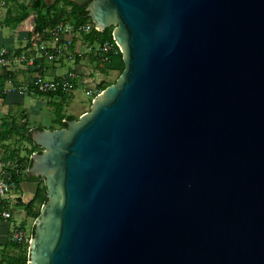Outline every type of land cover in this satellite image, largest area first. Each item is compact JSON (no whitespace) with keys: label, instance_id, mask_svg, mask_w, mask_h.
<instances>
[{"label":"water","instance_id":"1","mask_svg":"<svg viewBox=\"0 0 264 264\" xmlns=\"http://www.w3.org/2000/svg\"><path fill=\"white\" fill-rule=\"evenodd\" d=\"M67 1L124 69L30 133L27 264H264V0Z\"/></svg>","mask_w":264,"mask_h":264},{"label":"crops","instance_id":"2","mask_svg":"<svg viewBox=\"0 0 264 264\" xmlns=\"http://www.w3.org/2000/svg\"><path fill=\"white\" fill-rule=\"evenodd\" d=\"M14 1L15 0H4L5 6H8L5 7L0 5V49L6 48L10 52L14 51L17 55H37V57H39L38 61L42 64V70L35 71L29 67L12 63L7 70L0 68V77L5 74L7 78L10 77L13 80L15 86L23 87L29 84L36 74L47 80H54L65 76L69 71H73L79 76V83L75 91L81 89L84 91L85 96H87L86 91L88 89L93 90L97 75H101L94 61L91 60L90 57L75 60L59 59L54 62L48 61L45 58V52L39 50V48L45 44L44 41L41 42V44L36 42L30 43L29 41V37L34 29L35 14H32L27 9H23L24 7H15L11 9L9 5L15 4L12 3ZM28 1L30 2L31 0ZM20 2L22 1L19 0V3ZM26 11L28 13L27 17L22 22L15 25V19L19 18ZM47 36V33L42 34V37ZM82 48L81 44H76V50H83ZM7 88L8 85L5 82L3 90ZM73 93L74 91L64 94V96L50 97L38 94L21 96L14 92L0 93V169L2 164L5 163L6 160H9L8 155L17 150V144L14 143L13 137H19V135L22 134L21 129L23 126L29 131H32V129H58L55 124L56 108H61L62 114L66 116L74 117V115H72L73 111L80 116L85 113V107H78L75 110H71L72 107H56L63 102L62 99L65 96L71 97ZM34 98H37L36 102H38V100H44L49 107H43L44 110H41L37 114L35 110L36 107H26V101L33 102ZM30 111L33 114L36 113L35 115L38 118L44 113H49L51 116L53 115V118L51 117V124L46 127H43L41 124L29 126L28 116L31 114ZM10 131L13 133L11 137L7 136ZM15 153L17 155L19 154L18 152ZM19 194L22 202L25 203L28 199H23L22 191L19 192ZM8 230L9 225H7L6 222L2 223V221H0V238H6Z\"/></svg>","mask_w":264,"mask_h":264},{"label":"built area","instance_id":"3","mask_svg":"<svg viewBox=\"0 0 264 264\" xmlns=\"http://www.w3.org/2000/svg\"><path fill=\"white\" fill-rule=\"evenodd\" d=\"M45 2L47 3V0H45ZM93 31L98 32L91 24H85L79 27H74L70 24H59L55 28L46 31L48 35L47 37L50 36V39L44 40L45 44L40 47L39 50L44 51L45 58L51 62L59 59L75 60L93 56L97 59L99 63L98 66L102 67L104 63L108 61V55L111 53H120V49L113 39L112 43H104L101 45H89L84 42L83 38L91 34ZM77 43L82 45L83 50H76ZM12 63L29 67L35 71L42 70V64L35 56H27L24 54L17 55L14 51L10 52L6 48L0 49V68L7 70ZM78 83L79 78L72 72L54 80H47L36 74L32 81L23 87L15 86L12 80L7 78L6 84L8 85V88L4 89L3 93L14 92L21 96H28L30 94H67L74 91ZM92 93V89L86 91L87 95H91ZM18 172V166L15 162L3 163L0 169V221L2 222L12 220L11 207L16 206L18 199H21L17 190V185L12 179V175L18 174ZM10 225L6 240L16 245L28 244L30 240V232L26 233V230L20 228V226H12L11 228Z\"/></svg>","mask_w":264,"mask_h":264},{"label":"trees","instance_id":"4","mask_svg":"<svg viewBox=\"0 0 264 264\" xmlns=\"http://www.w3.org/2000/svg\"><path fill=\"white\" fill-rule=\"evenodd\" d=\"M25 9V8H23ZM32 10L35 13L34 19V29L32 31L31 36L29 37L30 43H39L43 42L44 40H49V37H42V34L45 31L55 28L60 23H69L74 27L83 26L85 24H92L91 20L87 17L86 12V5H76L73 2L67 0H57L56 2L49 4L46 3L45 0H31L30 6L27 9ZM28 13L27 11L24 12L19 18H16L14 24L17 25L22 22ZM112 32L113 28L110 27L103 32H96L93 31L88 36L83 38L84 42L88 43L89 45L92 44H104V43H112ZM90 59L94 61L96 68H98L100 74H107L109 72H118L119 75L122 73L124 69V64L122 61V56L120 53L114 54L111 53L108 55V61L104 63L102 67L98 66V61L93 56H90ZM118 78V77H117ZM116 78V79H117ZM116 79L113 83L105 85L102 84L99 86V91H103L106 87L115 83ZM7 80V75H3L0 77V93L3 92V86ZM41 95V94H38ZM64 96L62 93L57 94H48L45 96ZM42 96V95H41ZM61 107V106H56ZM77 120L76 117L73 116H66L62 114L61 108L55 109V124L58 129H65L67 123ZM54 130V129H52ZM22 132V139L27 141L32 145V149L30 150V155L33 153H40V149L31 142L30 140V133L25 126L21 129ZM13 133L10 131L7 136L11 137ZM9 160L6 162H15L18 166V174H13L12 179L14 180L15 184L17 185L18 192H21V183L24 181L28 182H36L37 178H26L25 170L30 167L31 161L30 158L26 157L24 159L18 158V155L14 152L8 155ZM46 191L42 183H39V189L34 196L33 200L29 201L28 203L24 204L21 199H18L17 206L22 209L25 218H29L32 220H36L39 216V211L42 205L46 203ZM3 223V222H2ZM7 225L12 223V220L6 221ZM20 228L24 229L23 226ZM8 232V231H7ZM33 236V227L30 231V237ZM5 242V245L11 247L14 250L20 251V254L17 257H11L8 259H1L0 264H27L28 263V244L21 245V244H12L6 240V238L2 239ZM24 248V249H23ZM26 249V251H25Z\"/></svg>","mask_w":264,"mask_h":264},{"label":"rangeland","instance_id":"5","mask_svg":"<svg viewBox=\"0 0 264 264\" xmlns=\"http://www.w3.org/2000/svg\"><path fill=\"white\" fill-rule=\"evenodd\" d=\"M22 2L19 3V0H15L12 3L15 4H10L9 7L15 8V7H24L25 9H28L30 6V2L28 0H21ZM8 4V3H7ZM51 4V3H49ZM8 6V5H6ZM5 6V7H6ZM32 14H35L32 10H29ZM119 76L118 72H109L107 74H101L97 75V79H95L94 82V87H93V93L91 95L85 96L84 91L81 89H78L77 91L74 90L73 96H65L62 100L63 102L58 105L61 107H72L71 110H75L78 107H85V112H88L91 106V103L95 96L101 92L99 91V86L102 84L108 85L114 82V80ZM93 84V83H92ZM37 98H34L33 102H28L26 101V107H36L35 110L38 114L41 110H44L43 107H49L44 100H38L36 102ZM55 107V106H54ZM30 115L28 116V124L29 126H36L41 124L43 127L48 126L51 124V117L53 118V115H49V113H44L42 114L39 118L36 117V113H32L30 111ZM72 115L78 119L80 115L78 113H75L74 111L72 112ZM54 127V126H53ZM32 130H37V129H32ZM22 134L19 135V137H13L14 143L17 144L16 148L17 150L15 152H18V158L24 159L26 157L30 158V150L32 149V145L28 143L27 141H24L22 139ZM16 138V139H15ZM20 155V156H19ZM25 175H26V170H25ZM39 183H42V180L38 181ZM43 184V183H42ZM28 201V200H26ZM26 204V203H24ZM15 205V204H14ZM11 214H12V223H11V228L13 227H19L23 226L24 229L26 230V233H29L34 225V220L25 218L23 211L16 205L11 207ZM3 239V238H2ZM24 249V248H23ZM26 251V249H25ZM20 254V251L14 250L11 247L5 245V242L1 240L0 238V262L1 259H8L11 257H17Z\"/></svg>","mask_w":264,"mask_h":264},{"label":"bare ground","instance_id":"6","mask_svg":"<svg viewBox=\"0 0 264 264\" xmlns=\"http://www.w3.org/2000/svg\"><path fill=\"white\" fill-rule=\"evenodd\" d=\"M56 2V1H55ZM54 3V2H53ZM52 4V3H51ZM0 5L1 6H5V2H4V0H0ZM60 24H69V23H60ZM59 25V24H58ZM94 26V25H93ZM45 33H47L46 31H45ZM44 33V34H45ZM32 56H35L36 57V59H39V57H37V55H32ZM69 72H72V73H74L73 71H69ZM69 72H67V73H69ZM66 73V74H67ZM74 74H76V73H74ZM76 76L79 78V76L76 74ZM8 78H10V77H8ZM11 79V78H10ZM12 80V79H11ZM7 81V80H6ZM12 82H13V80H12ZM76 88V87H75ZM31 238V237H30ZM30 241V240H29Z\"/></svg>","mask_w":264,"mask_h":264},{"label":"flooded vegetation","instance_id":"7","mask_svg":"<svg viewBox=\"0 0 264 264\" xmlns=\"http://www.w3.org/2000/svg\"><path fill=\"white\" fill-rule=\"evenodd\" d=\"M40 180H41V179L37 178V179H36V182H38V181H40Z\"/></svg>","mask_w":264,"mask_h":264}]
</instances>
